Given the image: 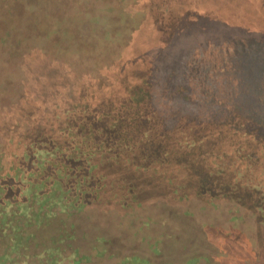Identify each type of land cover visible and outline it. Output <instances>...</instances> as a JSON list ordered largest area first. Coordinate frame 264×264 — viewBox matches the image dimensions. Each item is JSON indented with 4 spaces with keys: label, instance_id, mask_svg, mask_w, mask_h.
<instances>
[{
    "label": "trees",
    "instance_id": "obj_1",
    "mask_svg": "<svg viewBox=\"0 0 264 264\" xmlns=\"http://www.w3.org/2000/svg\"><path fill=\"white\" fill-rule=\"evenodd\" d=\"M233 1L0 0V127L12 128L0 134V210L29 228L22 240L0 231V264H24L27 250L42 257L28 264L91 261L69 247L60 219L38 242L55 207L104 204L127 231L144 218L136 243L96 236L99 264H210L185 238L166 245L159 229H211V240L235 242L247 219L264 226V187L254 179L264 120L245 107L254 96L264 103V21L249 14L251 2ZM152 42L162 47L146 50ZM149 189L162 210L140 214ZM191 202L226 219L193 221Z\"/></svg>",
    "mask_w": 264,
    "mask_h": 264
},
{
    "label": "rangeland",
    "instance_id": "obj_2",
    "mask_svg": "<svg viewBox=\"0 0 264 264\" xmlns=\"http://www.w3.org/2000/svg\"><path fill=\"white\" fill-rule=\"evenodd\" d=\"M222 1L229 3V0H222ZM245 1L251 2V4H249L251 9H248L249 14H255L256 15L255 19L257 21H261V18L264 21V0H245ZM242 2H244V0H234L232 3H234V6L239 5L238 7H240V4ZM193 18H195V17H193ZM197 20H200V18H197ZM136 45L137 46H135V44H134L133 47L143 50L144 47L142 45H139V44H136ZM159 47H162L160 42L159 43L158 42H152L151 44H149L146 47V50L154 51V49L157 50V48H159ZM128 57H129V55H128ZM127 62H128V65H130L131 62H134V60L131 57H129L127 59V61L125 62V65L127 64ZM232 67H237V66L234 65ZM225 70H227L226 72H228V75L225 76V78L227 80L230 79L231 82L235 84L234 81L240 79V77L238 75L232 76V73L230 72L232 70L230 69V67L225 69ZM251 71L252 70H250V69L245 71V74L247 75V77L245 76L246 79H248L251 76V74H252ZM221 72L225 73L224 69H221ZM222 76L223 75H220V76L218 75L219 78H221ZM223 78H221V79H223ZM224 95H225V93H224ZM230 95H231V93H230ZM231 97H233V96L231 95ZM256 97H258V96H254V99H252V102L250 103L249 106L248 105L245 106L247 109V110L246 109L245 110L249 111V112H253V114H255V116L257 118H261L264 120V103L262 105L260 100H258ZM258 98H260V97H258ZM230 100H231V102H230V105H228V107L232 109L233 108L232 105H236L237 103H236L235 99H233V100L230 99ZM251 109H253V110H251ZM2 117H3V114L0 113V118H2ZM9 126L10 125H8V127ZM8 127L1 126L0 129H2V130H0V134L3 135L4 132L6 134L7 131H10L12 129V128L8 129ZM5 134H4V136H5ZM5 163L8 164L9 162L5 161ZM256 170H257V173H256L257 178H254V179L256 181L261 179V181H259L258 184L260 187H264V175L261 172V171H264V165H261V164L257 165ZM182 175L178 174L177 176L182 178L183 177ZM22 177H23V179L26 178L24 175L21 176V178ZM144 181L146 182V180H144ZM158 185H156V186L158 187ZM160 185H162V184H160ZM147 194H148L147 196L144 195V197L140 198V201L142 202V206L139 209L140 214H145L147 212H148V214H150V211L157 212L158 209L162 210L161 206L154 205L155 204L154 202L156 201V197L158 196L159 193L155 190L149 189L147 191ZM252 195H255V191H252ZM4 197L5 196H3V198ZM190 207H191L192 213L194 215L193 221L201 220V223H205V220H206L207 224H211V223H217L218 222L217 218H219V217L226 219L223 216L218 215L216 212H214L213 214H209L207 211L202 212V211L198 210L197 207H199V204L197 202L196 203L191 202ZM55 210H56L57 216H56L55 220L54 219L51 220V222H52L51 226L47 227L46 232H44L43 229L38 231V234L36 237L38 242H42L44 239H47L48 236H52V235L56 234L58 227H60V224L58 225L55 221H58V219H60L63 223H65V225H63V226H65L66 231L74 237V239L71 241V243L68 242L69 247H71L73 249H77L82 254H86V255L90 254L92 256V257H90L91 261L87 264H99V262H101V259H102V258H100L101 256L94 258V256H96L102 250L101 245H100L101 243L97 242L96 236L104 237L107 240H111V241L116 242V244H118L120 242V240H123L126 242H131V243H136L135 241L141 239L143 237L141 235H143V233L145 232V230L141 231L139 233L140 237H136L134 235V233L138 234V232H137L138 225H136V224H138L140 222L144 223L145 222L144 218H142L141 220L134 221L133 224H135V227L130 229L129 231L122 230V229H124V227L117 225L119 220H120L121 213L114 210L113 207H110V206H107L104 204L103 205H99V204L87 205L84 208H82L80 210H76V211L74 210V211L62 212L58 207H55ZM0 211H2V213L0 214V215H2V217L0 218V225H1L0 231L1 232H7V230H10L12 232H15L16 237L19 236L22 240V235L25 234L24 230L27 229L28 224L24 223L22 225V224L16 223L11 218L8 219L9 216L5 212V209L3 208V206L1 207ZM184 221L186 222V220H184ZM186 223L188 224V222H186ZM223 224L222 225H216L215 227L219 228L221 226H224ZM257 224L258 223H256L255 220L251 221V220L247 219V222L241 228V230H242L241 239L237 240L235 242H231V240H226V239H219V240H215V241L211 240L210 236L212 233L209 234L210 233L209 231H211V229H207L208 233H206L203 230H197L196 231L195 229L190 228L191 230H190L189 236H182L183 229H181L180 227H178L174 224L170 225L169 230L163 232L162 229H159L158 232H162L160 235H164V239H165L164 243L166 245H168V243H170V242H174L175 240L185 238L187 240V242H186L187 248L190 249V247H192L191 249L195 248V249H199L201 251L204 250L206 257L210 258V264H221L223 262L225 263V262H230V261L244 262L245 264H264V251L260 252V251L256 250V247L254 244V243H262V242L264 243V239L261 237L264 226H262L261 223L259 225H257ZM63 226H61V228ZM120 228H122V229H120ZM31 229L36 230L35 228H31ZM199 229H201V228H199ZM27 231H29V228L27 229ZM225 231H227V230H225ZM0 236H2L1 233H0ZM27 237L29 239L33 238L32 236H29V235ZM25 239H27V238H25ZM62 240H63V237H59L58 238V244L61 243ZM32 244L33 243L29 242L28 247H30ZM36 246H38V245L35 244V246H34L35 249H36ZM71 248H70L69 252H71ZM230 248H231V250H230ZM6 255H8V252L6 253ZM116 256H117V254H116ZM116 256H113L110 259V261L115 260ZM104 257H106V256H103V258ZM21 258L23 259L24 264H28V263H26L28 261V259H34V260L38 261L42 257L31 255L27 250L23 256L21 254ZM34 260H33L32 264H37ZM65 262H67V261H65ZM67 263L68 264H74L71 260H68Z\"/></svg>",
    "mask_w": 264,
    "mask_h": 264
}]
</instances>
